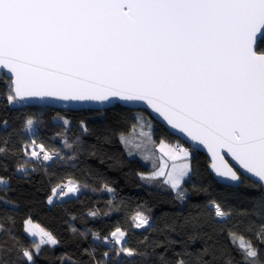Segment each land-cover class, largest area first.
Returning a JSON list of instances; mask_svg holds the SVG:
<instances>
[{
    "label": "snow or ice",
    "instance_id": "1",
    "mask_svg": "<svg viewBox=\"0 0 264 264\" xmlns=\"http://www.w3.org/2000/svg\"><path fill=\"white\" fill-rule=\"evenodd\" d=\"M30 99L102 106L143 103L193 145L204 146L218 177L237 185L242 182L222 154L227 153L264 188V0H0V104L21 105ZM60 119L65 126L70 124ZM134 119L133 129L139 128L144 137L135 147L146 149L151 144L159 150L152 121L143 113ZM34 123L29 117L26 129L31 131ZM80 126L88 132L84 121ZM121 143L127 146L123 134ZM159 143L163 145L164 139ZM8 144V139L0 141V156L9 154ZM35 144V140L24 144V154ZM64 144L73 147L67 139ZM36 146L42 155L32 151L30 159L47 163L60 157L43 144ZM164 155L172 161L170 170L165 171L168 165L162 158L153 159L150 175H138L147 181L166 177L162 184L184 202L189 190L183 185L193 172L192 153L176 144ZM22 170L23 165L17 169ZM8 183L0 177V185ZM51 192L49 204L53 197L65 195L59 185ZM0 200L8 202L3 197ZM204 207L221 225L214 231L227 233L236 254L208 233L188 235L180 251L173 247L178 241L149 242L145 236L141 243L152 248L151 253L129 246L128 233L120 227L110 233L111 239L98 233L93 236L116 246L110 249L117 258L114 264H146L150 255L156 264H264V248L259 247L264 245V223L256 229L258 243H254L236 230L238 224L227 226L233 216L231 208L215 199ZM151 219L137 211L133 227L161 231ZM7 223L14 225L15 221L10 216L0 218V233L12 241L11 246L7 240L0 242V264H35L41 245L59 243L50 232L41 230L39 241L26 247ZM29 223L30 218L23 221V231L35 237ZM189 226H202L200 218L186 219L184 227ZM165 229L176 231L173 225L166 224ZM197 240L203 247L190 251V244ZM156 248L163 251L157 253ZM13 249L16 258L10 262L5 257ZM88 255L93 264H101L94 250ZM103 256L109 257V252ZM104 264L112 262L105 260Z\"/></svg>",
    "mask_w": 264,
    "mask_h": 264
},
{
    "label": "trees",
    "instance_id": "2",
    "mask_svg": "<svg viewBox=\"0 0 264 264\" xmlns=\"http://www.w3.org/2000/svg\"><path fill=\"white\" fill-rule=\"evenodd\" d=\"M139 113L152 121L153 139L159 150L148 144L146 149L143 145L138 149L142 155H129L126 145L121 143V134L127 139L134 135L130 140L134 146L144 140L139 128L133 129V125L137 123L134 117ZM29 117L35 121L36 131L33 134L26 129ZM60 117L68 119L70 124L65 126ZM5 120L8 121L7 125L3 123ZM80 121L85 122L87 133L82 131ZM4 139L9 140V154L0 156V177L8 179L9 183L0 185V197L8 201L0 200V218L10 216L14 219V225L7 223V227L12 228L14 235L26 247L31 248L33 242H38L23 231V221L29 218L59 241L57 245H41L40 253L34 257L35 264H70L69 258L77 264H93L92 257L88 255L93 250L95 259L101 261V264L105 260L114 264L117 258L110 249L116 246L105 243L103 239L96 240L93 233H98L101 238L108 236L111 239L110 233L117 227L128 233L129 246L140 251L152 252V248L146 249L145 243H141L145 236L149 238V242L167 244L168 239L178 241L180 243L173 247L180 251L188 235L208 233L223 246L232 248L233 254H236L235 246L230 243L227 233L217 234L214 231L221 225L215 220L214 213L204 207L212 199L232 209L233 216L228 227L238 224L236 230L246 240L258 243L255 231L264 223L263 188L244 177H241L242 182L236 187L215 181L208 171L210 161L207 156L192 150L144 110H130L117 105L104 110L60 111L52 107L0 104V141ZM65 139L73 145L71 149L65 146ZM161 139L168 144L182 145L192 153L193 172L183 185L189 190L184 202L178 201L175 193L162 184L163 176L147 181L141 180L138 175L142 173L148 176L153 171V165L149 166L142 158L150 150L157 153V161L162 158L171 167L172 161L161 149ZM33 140L36 144L28 148V155H25L22 146ZM39 144L45 145V150L58 151L60 157L47 163L30 159L32 151H41L36 146ZM21 165L24 170L17 171ZM69 183L76 184L79 191L69 197L57 195L53 197V203L49 204L48 197L52 194V188L59 185L67 192ZM105 185L113 191L109 192ZM195 189L207 191L197 192ZM137 211L150 216V223H154L161 231L134 228L132 217ZM90 212H96L97 215L91 216ZM194 217L200 218L202 226L184 227L185 220ZM166 224L175 226L176 231L165 229ZM250 227L252 231L248 230ZM5 240L11 246L12 241L8 240L7 235L0 233V242ZM202 247L203 242L197 240L190 244L189 250L195 252ZM259 247L264 248V245ZM106 251L109 252L107 258L103 256ZM155 251L159 253L163 249L156 248ZM5 258L10 262L14 261L15 249ZM146 264H156L155 257L150 255Z\"/></svg>",
    "mask_w": 264,
    "mask_h": 264
},
{
    "label": "water",
    "instance_id": "3",
    "mask_svg": "<svg viewBox=\"0 0 264 264\" xmlns=\"http://www.w3.org/2000/svg\"><path fill=\"white\" fill-rule=\"evenodd\" d=\"M13 106H21V107L43 106V107H48V108L52 107L60 111L61 110L77 111V110H82V109L104 110L105 108L111 107V106H102V105L93 104V103L64 102V101L55 100V99H46V100L30 99V100L23 102L21 105H13ZM122 106L128 107L132 110L140 109V110L146 111L153 120H155L158 124L160 123L166 130H168L173 135H175L179 140L184 141L192 150L205 154L208 160L210 161V165L213 163L211 155L208 153L207 149L204 146L193 145V143L184 134L180 133L177 130L171 129V127L167 125V123L163 121V119L160 118L157 114L153 113L152 110L147 107V105L143 103H138L135 105H127V106L122 105ZM222 154L224 155V158L225 160H227L229 165H231L233 169L236 170L239 175H241V177H244L247 179L249 178L251 181H254L255 183L259 185V182L255 181V178H252L247 173H245L244 170L241 169L240 166L237 164V162L231 158V156L227 155V153H222ZM210 165L208 167V171L213 175V178L215 179V181L221 184L230 185L233 187L238 186L235 182H232L229 179L218 177L215 174L214 170L210 167ZM263 191H264V188H263Z\"/></svg>",
    "mask_w": 264,
    "mask_h": 264
},
{
    "label": "rangeland",
    "instance_id": "4",
    "mask_svg": "<svg viewBox=\"0 0 264 264\" xmlns=\"http://www.w3.org/2000/svg\"><path fill=\"white\" fill-rule=\"evenodd\" d=\"M56 119H59L58 117L56 118ZM34 120V119H33ZM36 131V126H35V123L33 124V126H32V129H31V131H29L28 130V132L30 133V134H33L34 132ZM138 131H139V129H138ZM137 132V131H136ZM134 135H131L130 137H128V139L127 138H125V139H127V150H128V152H130L131 151V155H139V154H141L140 152H139V150L130 142V140H131V138L133 137ZM173 145H176V144H168V143H164L163 145H161V149H163L165 152H169L170 150H172V146ZM156 154L157 153H155V151H153V150H150L149 151V154L147 155V157H149V159H144L143 157V160H144V162L146 163V164H148L149 166L151 165H153V159H156L157 160V157H156ZM142 155V154H141ZM176 162H182V160H177ZM170 168L171 167H169L168 166V168H166L165 169V171L167 172L168 170H170ZM166 177H164V179H165ZM67 187H68V191L67 192H64L65 193V197H69V196H71V195H74L75 194V192H73V191H70V189H72V188H76V184H74V183H69L68 185H67ZM28 228H29V230H30V232H35V233H37V235L35 236V237H33V236H31V235H29L28 234V236L31 238V239H33V240H37V241H39V239H40V236L42 235V232H41V230H43L37 223H29V225H28ZM43 231H45V230H43ZM27 234V233H26ZM45 240H47V237L45 236V237H43ZM48 244H50V243H48ZM52 245V244H51Z\"/></svg>",
    "mask_w": 264,
    "mask_h": 264
},
{
    "label": "built area",
    "instance_id": "5",
    "mask_svg": "<svg viewBox=\"0 0 264 264\" xmlns=\"http://www.w3.org/2000/svg\"><path fill=\"white\" fill-rule=\"evenodd\" d=\"M39 153H41V151H39ZM41 155H42V153H41ZM63 188V187H62ZM63 190H64V188H63Z\"/></svg>",
    "mask_w": 264,
    "mask_h": 264
}]
</instances>
